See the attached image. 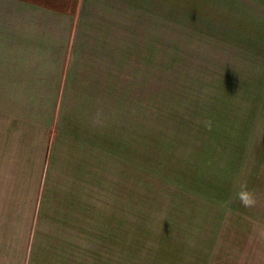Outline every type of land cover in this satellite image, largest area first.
I'll return each instance as SVG.
<instances>
[{
	"label": "rangeland",
	"instance_id": "374dc122",
	"mask_svg": "<svg viewBox=\"0 0 264 264\" xmlns=\"http://www.w3.org/2000/svg\"><path fill=\"white\" fill-rule=\"evenodd\" d=\"M166 3L0 112V264H264V0Z\"/></svg>",
	"mask_w": 264,
	"mask_h": 264
},
{
	"label": "crops",
	"instance_id": "0c3cea01",
	"mask_svg": "<svg viewBox=\"0 0 264 264\" xmlns=\"http://www.w3.org/2000/svg\"><path fill=\"white\" fill-rule=\"evenodd\" d=\"M153 7L155 16L167 12L166 0H0V112L32 113L34 95L38 103L40 87L49 85L41 73L49 61L66 82L72 56L92 52L102 62L118 53L121 28L139 17L151 21Z\"/></svg>",
	"mask_w": 264,
	"mask_h": 264
},
{
	"label": "clouds",
	"instance_id": "9594fccd",
	"mask_svg": "<svg viewBox=\"0 0 264 264\" xmlns=\"http://www.w3.org/2000/svg\"><path fill=\"white\" fill-rule=\"evenodd\" d=\"M236 196L245 205H251L253 203L254 197L252 191L246 186V184H241L236 191Z\"/></svg>",
	"mask_w": 264,
	"mask_h": 264
}]
</instances>
